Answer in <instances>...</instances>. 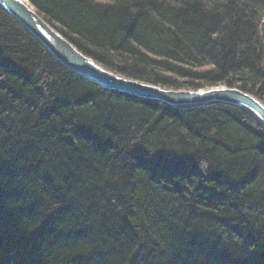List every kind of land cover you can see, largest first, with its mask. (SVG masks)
Returning <instances> with one entry per match:
<instances>
[{"label": "trees", "instance_id": "16d2710c", "mask_svg": "<svg viewBox=\"0 0 264 264\" xmlns=\"http://www.w3.org/2000/svg\"><path fill=\"white\" fill-rule=\"evenodd\" d=\"M108 71L264 103V0H28ZM0 264H264V128L62 65L0 7Z\"/></svg>", "mask_w": 264, "mask_h": 264}, {"label": "water", "instance_id": "95a60500", "mask_svg": "<svg viewBox=\"0 0 264 264\" xmlns=\"http://www.w3.org/2000/svg\"><path fill=\"white\" fill-rule=\"evenodd\" d=\"M0 7L37 38L67 69L103 88L159 101L175 108L227 103L254 115L264 127V103L248 93L230 88L174 90L114 74L80 52L47 23L28 0H0Z\"/></svg>", "mask_w": 264, "mask_h": 264}, {"label": "bare ground", "instance_id": "6f19581e", "mask_svg": "<svg viewBox=\"0 0 264 264\" xmlns=\"http://www.w3.org/2000/svg\"><path fill=\"white\" fill-rule=\"evenodd\" d=\"M217 88H221V89H226V88H230V89H238V88H231V87H227V86H217V87H212V88H210V87H208V88H205V89H203V90H211V89H217ZM202 90V89H201ZM240 90V89H239ZM240 91H242V90H240ZM244 92V91H243ZM246 93V92H245ZM251 95V94H250ZM253 97H255L254 95H252ZM256 98V97H255ZM257 99V98H256ZM257 100H259V99H257ZM213 104V103H212ZM221 104H226V105H230V106H233V105H231V104H227V103H221ZM206 105H209V104H206ZM201 106H203V105H201ZM188 107H195V106H188ZM233 107H235V106H233ZM181 108H183V107H181ZM184 108H186V107H184ZM237 108H239V107H237ZM239 109H241L242 111H244L245 113H247V114H249L250 116H252V117H254V115H252V114H250L249 112H247L246 110H244V109H242V108H239ZM252 113L253 114H255L253 111H252ZM256 115V114H255ZM257 121V120H256ZM258 122V121H257ZM259 123V122H258ZM260 124V123H259ZM261 125V124H260ZM262 126V125H261ZM263 127V126H262ZM264 128V127H263Z\"/></svg>", "mask_w": 264, "mask_h": 264}]
</instances>
